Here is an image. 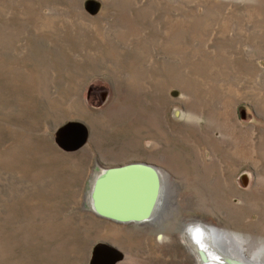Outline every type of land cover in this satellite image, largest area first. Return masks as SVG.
I'll use <instances>...</instances> for the list:
<instances>
[{"label": "rangeland", "instance_id": "374dc122", "mask_svg": "<svg viewBox=\"0 0 264 264\" xmlns=\"http://www.w3.org/2000/svg\"><path fill=\"white\" fill-rule=\"evenodd\" d=\"M133 161L166 205L116 223ZM208 222L264 264V0H0V264H196Z\"/></svg>", "mask_w": 264, "mask_h": 264}, {"label": "water", "instance_id": "95a60500", "mask_svg": "<svg viewBox=\"0 0 264 264\" xmlns=\"http://www.w3.org/2000/svg\"><path fill=\"white\" fill-rule=\"evenodd\" d=\"M164 174L162 168L145 161L108 167V178L101 195L108 208L109 215L106 216L116 223L124 224L153 221L157 218V212L166 205ZM200 246L196 247V253L201 262H206L207 255ZM217 260L219 262L221 259ZM227 264L243 263L228 259Z\"/></svg>", "mask_w": 264, "mask_h": 264}, {"label": "bare ground", "instance_id": "6f19581e", "mask_svg": "<svg viewBox=\"0 0 264 264\" xmlns=\"http://www.w3.org/2000/svg\"><path fill=\"white\" fill-rule=\"evenodd\" d=\"M236 146H237L236 148H233V150H232L233 152L230 151L228 153H233V155L236 154L237 156H242V154H243L242 147L239 146V145H236ZM225 154H226V152H225ZM164 186H165V183H164ZM164 191H165L164 197L166 198V188L164 189ZM98 197H100V198L99 199L97 198V204L101 208L102 214L105 215V216L106 215L108 216L109 213H108V208L105 205L106 202L104 201V199H103V197L101 195L98 194ZM158 213H159V211L157 212V214ZM208 226H204V227L203 226H201V227L198 226V228H197L198 230L195 229L196 232H195V230L192 232V233L195 232L194 235L198 234V236L194 237L196 242L198 241V243H199L202 240L204 241V239L206 240V238H208L209 243L211 245V246H209L207 248L203 244H200L201 245L200 247L205 250V253L207 255V261L206 262H201L199 260V256H197V258H195L196 264H224V263H222L220 261L217 262L218 261L217 259H223L222 255L223 256H227L230 259L236 260V261H238L240 263H243V264H254L253 261H251V259L248 256H246V254L244 252H243V256H242L241 255L242 253L240 254L239 252L236 251V249L238 247L235 248V249L228 247V245H230L228 241H230V240L224 239V237H223L224 234H223L221 229L216 228L211 223H209ZM199 232H201L202 235H201V233L199 234ZM192 242H194V240ZM234 242H233V244H234ZM193 248L195 249V252H196V247H194V245H193Z\"/></svg>", "mask_w": 264, "mask_h": 264}, {"label": "flooded vegetation", "instance_id": "af4514ba", "mask_svg": "<svg viewBox=\"0 0 264 264\" xmlns=\"http://www.w3.org/2000/svg\"><path fill=\"white\" fill-rule=\"evenodd\" d=\"M208 226V225H207ZM209 227V226H208ZM198 230V229H197ZM223 237H224V239H226V240H230V238L229 237H227V236H225V235H223Z\"/></svg>", "mask_w": 264, "mask_h": 264}]
</instances>
